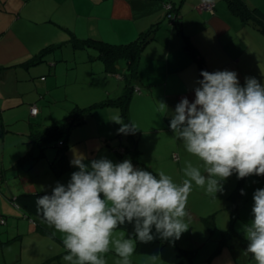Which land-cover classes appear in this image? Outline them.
<instances>
[{"label":"crops","instance_id":"crops-1","mask_svg":"<svg viewBox=\"0 0 264 264\" xmlns=\"http://www.w3.org/2000/svg\"><path fill=\"white\" fill-rule=\"evenodd\" d=\"M167 1L173 2L176 7L173 13L176 21H179L176 25L170 21L171 24L165 22L168 14ZM202 1L0 0V154L4 161L0 178V204L10 202L21 211L22 208L14 201L21 194L48 192L57 182L66 185L71 178L69 176L63 181H57L47 163L50 156L41 161L46 150L42 157L35 158V154H31L32 145L26 155L21 152L18 156L12 150L15 147L14 140L9 138L11 127L18 122L23 124L18 135H24L27 126L29 133L25 136L28 138L49 125L44 120L47 105L41 107L37 100L50 102L59 99L55 97L54 90L65 83L57 78L60 63H64L66 71L64 81L70 80L69 84L78 89V95L94 94V90L88 86L94 83L99 86V81L94 80L95 73L99 71L103 76H114L120 83L124 81L122 75L127 66L125 59H120L116 65L119 72H109L104 68L105 65L98 63L102 61L97 57V50L92 46L88 48L77 44L80 40L125 44L154 25L159 26L155 39L145 47L141 56V90L135 91L130 102L132 123L138 128L135 133H145L152 140H159V135H169L174 142H182L166 126V118L173 115L172 111L184 97L194 101V88L197 86L196 81L202 79L201 71H235L242 86L245 77H255L264 84V36L257 27H251L250 23H246L235 13L228 0H211L215 3L214 11L201 8ZM245 2L250 7L259 9L264 17V0ZM91 41L89 43L92 44ZM63 42L66 44L61 45ZM54 46L59 47L46 53L44 61L25 65L36 61L42 52ZM187 47H191L192 51ZM108 81L111 80L107 77L104 84L106 93L109 97L117 98L120 96L116 93L121 90V84L114 87ZM83 83L87 86L81 87ZM123 93L124 87L121 94ZM70 97L65 93L64 98L70 103L65 110L74 105H82V101L76 96ZM73 99L76 101L73 102ZM161 102L167 105L163 112L160 111ZM34 106H39L37 114L32 113ZM114 108L104 107L91 114L93 117L100 116ZM50 113L52 114L51 111ZM89 115L86 121L90 118ZM126 137L127 135L124 138ZM139 143L137 141L140 149ZM140 151L143 153V150ZM8 154L9 158H15L6 164ZM60 154L61 152L58 156ZM186 160L197 163L195 158L189 156H185ZM52 162L54 160L51 161V166ZM184 166L185 163L180 164L179 171ZM38 167L43 170H38ZM143 169L148 168L145 165ZM32 171L40 175V182H35L30 176ZM152 172L158 173L154 169ZM0 211L7 212L8 209L2 207ZM27 218V222L36 226L43 222L34 215L32 219ZM187 224L191 237L188 247L196 252L194 264H255L252 255L245 252L248 241L243 231H239L237 223H230L223 230L218 229L216 223L214 229L210 228L209 223H205L209 236L205 241L202 240V235L207 229H201V237L197 238L193 224ZM201 225L202 223L198 226ZM232 227L235 232L221 242L223 232ZM115 235L129 237L124 228H118ZM50 236L54 238L55 244L63 245L61 235L60 238L50 232ZM177 242L179 243L178 240ZM200 252L202 253L199 254ZM152 256L140 252L136 247L130 257L131 264H173L159 256L153 261ZM104 258L110 264H119V257L114 251H109Z\"/></svg>","mask_w":264,"mask_h":264},{"label":"clouds","instance_id":"clouds-1","mask_svg":"<svg viewBox=\"0 0 264 264\" xmlns=\"http://www.w3.org/2000/svg\"><path fill=\"white\" fill-rule=\"evenodd\" d=\"M200 76L194 101L184 97L170 119L175 137L197 161H185L181 182L163 170L154 174L137 168L130 159L114 163L101 157L85 163L86 156L74 153L70 164L78 170L69 182H57L51 194L35 200L42 221L61 234L66 264H106L109 251L119 264H131L137 242L175 241L189 229L186 209L194 185L216 196L233 174L238 179L264 176V84L245 77L242 86L229 70H203ZM166 107L160 103V111ZM111 121L122 125L121 134L138 129L118 115ZM253 200L252 219L243 226L245 252L255 264H264V189H257ZM126 224L133 226L131 235H115Z\"/></svg>","mask_w":264,"mask_h":264},{"label":"rangeland","instance_id":"rangeland-1","mask_svg":"<svg viewBox=\"0 0 264 264\" xmlns=\"http://www.w3.org/2000/svg\"><path fill=\"white\" fill-rule=\"evenodd\" d=\"M177 1L179 2L180 0ZM208 1L212 2L211 0H203L201 7L203 9L211 10L205 6V2ZM214 6L215 3H213V8ZM211 11H214V9ZM165 18V22L168 23V14H166ZM250 26L254 27L251 24ZM258 30L264 36V31H261L260 29ZM65 44L66 43L63 42L61 45ZM48 46L49 45H47V47ZM98 63L104 65L102 62ZM65 73L64 63H60L57 78L65 83H62L61 87L54 90L55 97L59 98L57 101L44 102L39 99L37 100V104H41V107L44 104L47 105L45 108L47 116L44 118L46 124H53L55 121L67 118L68 116L71 118L78 116L77 114L69 112L72 108L65 110L70 106L68 100H65L64 98L65 93L73 98L76 96L82 101V105L79 106L86 107L92 103L101 102L109 97L105 91L104 85L107 77L111 80L108 81L110 85L116 87L121 84L119 86L121 87V90L119 93H116V95H121L122 88L124 87V82L120 83V80L114 79V76L112 75L107 77L106 75L103 76L104 74L99 71V73H95L94 75V80L99 81V86L97 83L88 86L90 89L94 90V94L88 93L84 96L83 93H81L78 95V89L72 87V84H69L70 80L68 82L64 81L66 76ZM85 86H87L86 83L81 84V87ZM66 88L70 90H67ZM74 101H76V99H73V102ZM37 108L39 110V106H37ZM111 110L113 111L103 112L100 116L96 115L93 117L92 114L89 115L88 117L90 118L87 119L86 122L79 126H75L70 137L65 136L61 138L64 143L70 146L69 151L67 150L69 168L66 169V171L58 172L53 168V164L60 156H58V153H60L58 139L55 140V143L46 147L45 157L41 159V161H45L47 157L50 156L47 163L53 172L52 175L58 179L57 181H63L71 176L72 172L78 170L70 164L74 153H80L86 156L87 159L85 160V163H89L92 159H99L101 157H107L114 163L122 162L125 159L131 160L130 156L123 157L117 152L116 147H118L121 142L120 139L117 138L118 135H121V133H118V129L122 125L111 121V118L114 115L120 116L119 109L114 108ZM129 117L130 122L132 123L131 112L129 113ZM122 122L124 123V120H122ZM22 125L21 122L13 125L9 137L14 140L13 144L15 147L12 150L15 151L18 156H20L21 152L22 155H26L27 151L33 145L32 138L25 136L26 133H29V131H27V126H25L26 131L24 135H18ZM4 130L6 131V129ZM160 133L166 134L164 132ZM123 135L126 136V134ZM123 135H121V137ZM107 140L108 142H106ZM137 141L138 143L140 141L139 147L143 150V153L139 155V163L135 165L133 163L134 166L143 169L146 165L148 171H153V169L156 171L163 170L166 174L170 175L175 182L179 183L182 181L183 173L182 171H179L180 164L185 163V156L192 157L184 149L183 142H174L169 135H159V140H152L145 133H138ZM14 158H9L8 154L5 158L6 164H8L10 160H14ZM53 160L54 162H52L51 166V161ZM3 163V155L0 154V178ZM38 170L43 169L38 167ZM30 176L34 178L35 182H40V175H37L36 171H32ZM239 182L240 180H238L237 175L233 174L226 181L222 182L223 190L218 192L216 196L207 195L203 189H196L197 187L195 185L193 186V190L187 201L186 210L189 215L186 217V222L193 224L194 233L198 235L197 238L201 237V229H203L202 231L207 229L206 232H204V235H202V240L205 241V239L209 237L208 228L205 223H216V226L220 230L228 228L230 223H237L239 231H243V226L252 219L251 209L254 204L253 194L257 189H264V176L251 175L244 179L242 185ZM1 184L2 182L0 185ZM241 189L245 191V195H241ZM48 190L52 189L49 188ZM2 207H6L8 211H0V217L4 218H0V264H66L63 260V256L67 254L64 246L55 244L53 240L54 238L50 236V232L59 237L61 235L60 233L56 232L54 228L49 227L45 222L39 223L38 226L27 222V217L31 218L33 215L23 209L20 211L18 207L16 208V206L10 202H1L0 208ZM201 223L202 225L199 227L198 225ZM43 228H45V230ZM34 233H36V235ZM189 235V230L182 234L181 238L178 240L181 246L189 248L188 242L191 241ZM207 245H210V243ZM216 246H218V243ZM201 253L202 252L199 254ZM199 257H201V255H199ZM106 262V264H110L108 260H106Z\"/></svg>","mask_w":264,"mask_h":264},{"label":"trees","instance_id":"trees-1","mask_svg":"<svg viewBox=\"0 0 264 264\" xmlns=\"http://www.w3.org/2000/svg\"><path fill=\"white\" fill-rule=\"evenodd\" d=\"M228 2L230 8L246 23H250L254 27L264 31V17L259 9L250 7L245 0H228ZM167 4H171V6L176 10L173 2L167 1ZM175 10L173 13H175ZM174 17L175 14L172 16V22L176 25L179 21H176L177 18L175 17L174 19ZM158 27V25H154L149 30L142 32L135 40L125 44H112L103 40H80V42H76L81 46L88 48L92 46L96 49L97 57L104 63L106 70L109 72H119V70L116 69V65L119 64L120 59H125L127 66L125 73L122 75V79L124 80V93L117 98L108 97L101 102H95L86 107L74 105L70 113L77 114L78 116L73 118L68 116L67 118L57 120L53 124L42 128V130L33 133V135H31L33 142L31 154H35V158L42 157L44 155L45 148L52 143H55V140L58 139L61 154L58 157V160L53 164V168L58 172L66 171V169L69 168L67 152V150H69V145L60 140L65 136L70 137V134L75 126H79L86 122L87 115L93 113L97 109L114 106L119 109L120 116L122 120H124V123H131L129 117L130 102L135 91L141 90L140 85L142 84L139 73V62L145 47L153 39H155ZM90 41L93 43H89ZM58 47L59 46H54L49 48L47 51L42 52L36 61L26 63L25 65H34L37 62L44 61L47 54L54 51ZM187 48L192 51L191 47ZM170 119L171 117L166 118V126L168 128H170ZM121 135H118L121 142L118 147H116L118 154L123 157L130 156L132 163H134V165L138 164L141 151L137 144V134H127L126 138H124L125 136L121 137ZM244 179H240L239 183L241 185ZM45 194H51V191L21 194L19 197L15 198L14 201L23 210L28 211L35 217L42 219V217L37 214L35 200ZM209 224L210 228L214 229V223ZM119 228H124L128 236H130L133 231V226L129 224ZM234 232L233 227L228 231L223 232L221 242L231 237ZM137 249L145 254L159 256L163 260L173 264H194L195 262V250L181 246L177 240L162 241L157 238L148 244L137 242Z\"/></svg>","mask_w":264,"mask_h":264},{"label":"built area","instance_id":"built-area-1","mask_svg":"<svg viewBox=\"0 0 264 264\" xmlns=\"http://www.w3.org/2000/svg\"><path fill=\"white\" fill-rule=\"evenodd\" d=\"M205 6L207 7V8H209V9H213V3L212 2H210V1H208V2H205ZM171 8L172 6H171V4H167V8ZM174 14H172V16H173ZM174 19H175V17H174ZM32 113L33 114H37L38 113V108H37V106H34L33 108H32ZM121 150H123V149H121Z\"/></svg>","mask_w":264,"mask_h":264},{"label":"bare ground","instance_id":"bare-ground-1","mask_svg":"<svg viewBox=\"0 0 264 264\" xmlns=\"http://www.w3.org/2000/svg\"><path fill=\"white\" fill-rule=\"evenodd\" d=\"M168 9V19H169V21L172 23V13L174 12V8L172 7V8H167Z\"/></svg>","mask_w":264,"mask_h":264}]
</instances>
